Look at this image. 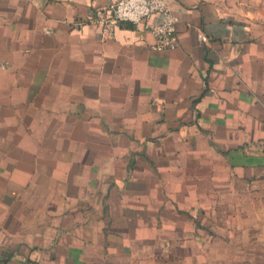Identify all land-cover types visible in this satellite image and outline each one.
Masks as SVG:
<instances>
[{"label": "crops", "instance_id": "1", "mask_svg": "<svg viewBox=\"0 0 264 264\" xmlns=\"http://www.w3.org/2000/svg\"><path fill=\"white\" fill-rule=\"evenodd\" d=\"M110 1L0 0V264H264V0Z\"/></svg>", "mask_w": 264, "mask_h": 264}, {"label": "built area", "instance_id": "2", "mask_svg": "<svg viewBox=\"0 0 264 264\" xmlns=\"http://www.w3.org/2000/svg\"><path fill=\"white\" fill-rule=\"evenodd\" d=\"M178 16L168 0H112L97 8L90 23L102 39L113 38L116 30L130 25H146L154 38L152 49L164 51L178 43Z\"/></svg>", "mask_w": 264, "mask_h": 264}, {"label": "rangeland", "instance_id": "3", "mask_svg": "<svg viewBox=\"0 0 264 264\" xmlns=\"http://www.w3.org/2000/svg\"><path fill=\"white\" fill-rule=\"evenodd\" d=\"M261 140H264V137H261ZM253 148H251L250 150H252ZM264 151V150H263ZM224 198V197H223ZM220 205V204H219Z\"/></svg>", "mask_w": 264, "mask_h": 264}]
</instances>
